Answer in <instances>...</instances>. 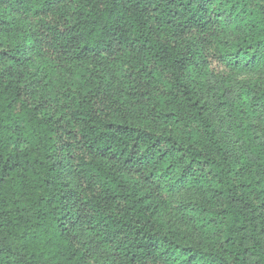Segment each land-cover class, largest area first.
Instances as JSON below:
<instances>
[{"label":"trees","instance_id":"16d2710c","mask_svg":"<svg viewBox=\"0 0 264 264\" xmlns=\"http://www.w3.org/2000/svg\"><path fill=\"white\" fill-rule=\"evenodd\" d=\"M0 264H264V0H0Z\"/></svg>","mask_w":264,"mask_h":264},{"label":"rangeland","instance_id":"374dc122","mask_svg":"<svg viewBox=\"0 0 264 264\" xmlns=\"http://www.w3.org/2000/svg\"><path fill=\"white\" fill-rule=\"evenodd\" d=\"M214 124H215V126H217V127H218V125H219L218 122H216V121H214Z\"/></svg>","mask_w":264,"mask_h":264}]
</instances>
